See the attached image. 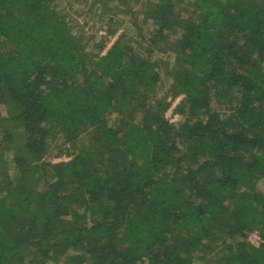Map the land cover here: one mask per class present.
<instances>
[{"label":"trees","instance_id":"1","mask_svg":"<svg viewBox=\"0 0 264 264\" xmlns=\"http://www.w3.org/2000/svg\"><path fill=\"white\" fill-rule=\"evenodd\" d=\"M60 1L0 0V264H264V0H144L95 55Z\"/></svg>","mask_w":264,"mask_h":264},{"label":"rangeland","instance_id":"2","mask_svg":"<svg viewBox=\"0 0 264 264\" xmlns=\"http://www.w3.org/2000/svg\"><path fill=\"white\" fill-rule=\"evenodd\" d=\"M89 0H61L60 1V8L65 9L69 12V19L73 23V27L75 30V33L77 35H85L86 38H90L89 42V48L88 50L92 55H95V53L98 51L99 53L105 54L106 50L110 45L116 40V38L125 32L126 28H130L128 26L129 21L131 19H134L133 15L136 12L135 19L132 20L133 25L134 22H137L136 24L138 27L142 28L146 32L148 30H151V24L147 23L139 11L142 10V3L144 0H128V6L127 5H121V6H113L112 3H110L109 6L106 8H100L94 9L92 12H89V5L86 3ZM157 1V0H154ZM131 8L130 14L127 12L128 8ZM186 7V5H184ZM91 8V7H90ZM100 14H103L100 16ZM123 25V26H121ZM126 26V27H125ZM131 29L135 30L136 25L133 26ZM108 29L114 32H106ZM133 34V32H131ZM104 44V48L101 52V45ZM168 65H163V78L161 80V83L158 87V98L163 97L164 95L168 94L167 92L170 91V77L168 76V72L166 71L167 67L171 68L174 64V57L170 54L168 55ZM171 95L168 96L167 101H171ZM173 101V100H172ZM7 107L4 105L0 106V114L4 117L7 116ZM181 116V115H180ZM164 117L166 119V112L164 114ZM182 119L180 122H183L184 118L181 116ZM110 121L112 124H116L117 120L115 117H111ZM177 124L173 125H178ZM174 123V122H173ZM53 142L51 145L50 152L48 156L46 157L48 161H51L52 163H60V162H66L70 159L72 154V149L70 146L66 143H64V138L59 134L53 135ZM83 141H89L92 136L89 135V133H84L80 137ZM251 195L255 194H264V181H257L256 185L253 188H250ZM254 232V231H253ZM251 232V233H253ZM258 232V231H257ZM249 233V235L251 234ZM261 235V234H260ZM263 238V237H262ZM216 246V245H215ZM217 249L214 253H216ZM196 264H218L217 261H215L213 258L209 259H203V256H198L196 258Z\"/></svg>","mask_w":264,"mask_h":264},{"label":"built area","instance_id":"3","mask_svg":"<svg viewBox=\"0 0 264 264\" xmlns=\"http://www.w3.org/2000/svg\"><path fill=\"white\" fill-rule=\"evenodd\" d=\"M183 98L184 96L180 95L176 97L175 99H172L173 101L171 100V105L166 111V120L169 123L177 124L178 122L181 121L182 117L180 116V114L177 112L176 109H177L178 104L183 100ZM247 240L251 244V246H253L254 248H259L264 244V238H262L260 233L257 231H254L253 233H251L248 236Z\"/></svg>","mask_w":264,"mask_h":264}]
</instances>
